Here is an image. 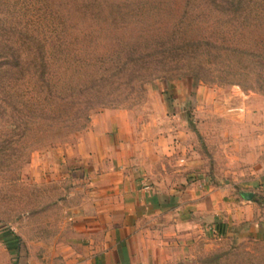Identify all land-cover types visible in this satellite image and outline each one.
Here are the masks:
<instances>
[{
  "label": "crops",
  "instance_id": "1",
  "mask_svg": "<svg viewBox=\"0 0 264 264\" xmlns=\"http://www.w3.org/2000/svg\"><path fill=\"white\" fill-rule=\"evenodd\" d=\"M195 91L95 112L74 144L31 159L61 221L30 264H196L228 241L264 243L261 114L239 87Z\"/></svg>",
  "mask_w": 264,
  "mask_h": 264
},
{
  "label": "rangeland",
  "instance_id": "2",
  "mask_svg": "<svg viewBox=\"0 0 264 264\" xmlns=\"http://www.w3.org/2000/svg\"><path fill=\"white\" fill-rule=\"evenodd\" d=\"M226 3V0H45L44 5L49 8V13L57 10V20L62 21L59 29L56 23L57 29L61 30L64 22V31L79 42L76 48L88 55L87 59L93 63L97 58L103 62L105 57L101 55L122 47L124 50L137 49L170 34H179L188 39H206L215 45L250 52L247 60L234 55L229 58L227 54L211 58L212 62L209 59L203 63L207 64V73L203 72L204 78L201 79L190 75L156 78L143 87H134L133 91L126 89L127 96H118L117 106L97 107L89 112L90 116L110 108L140 114L151 106L156 107L159 99L173 102L176 97L192 98L197 95L195 88L198 84L215 90H229L236 86L254 100L253 112L261 114L264 126V22L261 18L258 21V17L255 20L252 15L244 20L240 14L224 13L222 8L216 6L225 5L226 9L229 7ZM34 4L35 0H0V264H30L28 258L31 249L34 248L36 253V244L45 239L53 225L57 227L61 221L55 188L36 182L29 162L53 148L74 144L78 135L85 130L67 135L51 146L46 142L38 143L32 116V94L28 95L25 108L19 102L23 101L20 99L21 89L29 90L31 86L26 84L22 88L19 81L6 82L1 72V69H5L4 65L1 66L6 61L5 52L11 48V53H14V45L19 44L21 24L26 23V27L32 31L38 23L43 25L51 19L46 10ZM244 5L251 10V14L257 13L258 4ZM236 68H239L237 75L225 74L228 69ZM7 84L11 88L10 96L2 92H7ZM187 111L191 115L193 108ZM194 126L192 121L190 127L195 129ZM17 241L22 248L19 255ZM215 250H222L219 251L222 253L231 250L245 258L250 255L253 258L264 257V243L257 241L232 240ZM210 253L199 256L196 264L213 263L209 262L212 258ZM234 258L238 260L236 257L231 259Z\"/></svg>",
  "mask_w": 264,
  "mask_h": 264
},
{
  "label": "trees",
  "instance_id": "3",
  "mask_svg": "<svg viewBox=\"0 0 264 264\" xmlns=\"http://www.w3.org/2000/svg\"><path fill=\"white\" fill-rule=\"evenodd\" d=\"M226 2V6H229L226 9L225 5L216 6L222 8L224 13L240 14L244 20L250 19L249 16L252 15L255 20L258 17V21L261 18L264 22V0ZM44 3L45 0H35L33 6H40L49 13V8ZM245 3L258 4L257 13L252 11L251 14ZM49 16L51 19L43 24L46 27L38 23L32 31L22 21L19 44L14 45V53H11V48L7 49L6 61L1 64L5 68L1 69V72L6 82L15 80L20 82L22 88L26 84L31 86L29 90L21 89L20 99L23 101L19 102L25 108L27 97L32 94L35 140L38 143L46 142L48 146L86 128L92 109L117 106L118 96H127L126 89L133 91L134 87H143L156 78H180L190 75L201 79L204 78L203 72L207 73V64L203 63H207L209 59L227 54L229 58L234 55L247 60L246 57L250 54L242 49L215 45L206 39H188L179 34H170L164 39L155 40L137 49L124 50L122 47L101 55L105 60L101 62L97 58V61H94L97 66L91 59H87L88 55L76 48L79 42L64 31V22L62 29L58 30L62 21L57 20V10L49 13ZM262 53L264 55V50ZM13 71L16 78L12 75ZM238 71L239 68L228 69L225 74L235 76ZM6 88L9 93L3 90L2 92L5 96H10V85L7 84ZM25 135L26 132L22 138ZM19 245L20 242L17 241V255L22 250ZM219 251L222 250L210 253L212 258L209 262H213L211 264H264V257L253 258L250 255L245 258L231 250L225 253ZM232 257L238 260H232Z\"/></svg>",
  "mask_w": 264,
  "mask_h": 264
},
{
  "label": "water",
  "instance_id": "4",
  "mask_svg": "<svg viewBox=\"0 0 264 264\" xmlns=\"http://www.w3.org/2000/svg\"><path fill=\"white\" fill-rule=\"evenodd\" d=\"M252 193L251 192H245L243 193V196L246 200H250L252 198Z\"/></svg>",
  "mask_w": 264,
  "mask_h": 264
},
{
  "label": "built area",
  "instance_id": "5",
  "mask_svg": "<svg viewBox=\"0 0 264 264\" xmlns=\"http://www.w3.org/2000/svg\"><path fill=\"white\" fill-rule=\"evenodd\" d=\"M263 192H264V184H263Z\"/></svg>",
  "mask_w": 264,
  "mask_h": 264
}]
</instances>
